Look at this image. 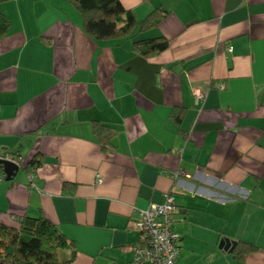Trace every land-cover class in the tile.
Wrapping results in <instances>:
<instances>
[{"label":"crops","instance_id":"crops-1","mask_svg":"<svg viewBox=\"0 0 264 264\" xmlns=\"http://www.w3.org/2000/svg\"><path fill=\"white\" fill-rule=\"evenodd\" d=\"M120 2L138 22L165 11L137 35L164 51L88 36L70 0L0 3V151L24 162L0 223L43 215L71 264H138L137 209L171 192L176 264H264V0Z\"/></svg>","mask_w":264,"mask_h":264},{"label":"trees","instance_id":"trees-1","mask_svg":"<svg viewBox=\"0 0 264 264\" xmlns=\"http://www.w3.org/2000/svg\"><path fill=\"white\" fill-rule=\"evenodd\" d=\"M4 1L9 0H0V3ZM70 1L81 13L85 33L96 40L132 38L135 51L145 57L168 47V40L163 36L137 38L139 33L158 23L165 15L164 10L156 9L138 22L120 0ZM9 26L8 17L0 11V40L8 32ZM93 130L107 139L112 135L106 126L99 123L94 124ZM12 155L22 162L17 155ZM0 169V173L5 174L2 165ZM242 244L246 245L241 246L244 251L255 249L253 244ZM66 247H69V240L64 233L43 215H25L17 220L16 225L0 223V264H71L75 251L62 253Z\"/></svg>","mask_w":264,"mask_h":264},{"label":"built area","instance_id":"built-area-1","mask_svg":"<svg viewBox=\"0 0 264 264\" xmlns=\"http://www.w3.org/2000/svg\"><path fill=\"white\" fill-rule=\"evenodd\" d=\"M198 101L203 93L195 92ZM9 161L21 166L11 153L0 151V161ZM1 170V169H0ZM97 177V182L101 179ZM5 178L0 173V182ZM176 202L173 194L166 195L163 204L151 203L146 208L137 209V217L132 220V227L139 233L142 245L134 246V261L138 264H176L180 252V234L175 228Z\"/></svg>","mask_w":264,"mask_h":264},{"label":"water","instance_id":"water-1","mask_svg":"<svg viewBox=\"0 0 264 264\" xmlns=\"http://www.w3.org/2000/svg\"><path fill=\"white\" fill-rule=\"evenodd\" d=\"M0 165H2L3 170L6 174V180H11L13 177L16 176L18 171L21 170V168H22L19 165H16L12 162L4 161V160L0 161ZM235 245H236V243L232 240H229V239H225V240H222L220 242V247H222L224 250H227L230 252L233 250Z\"/></svg>","mask_w":264,"mask_h":264},{"label":"rangeland","instance_id":"rangeland-1","mask_svg":"<svg viewBox=\"0 0 264 264\" xmlns=\"http://www.w3.org/2000/svg\"><path fill=\"white\" fill-rule=\"evenodd\" d=\"M60 251V250H59Z\"/></svg>","mask_w":264,"mask_h":264}]
</instances>
